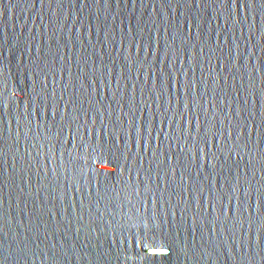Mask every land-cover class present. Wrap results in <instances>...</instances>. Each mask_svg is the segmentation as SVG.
Here are the masks:
<instances>
[{
    "label": "water",
    "instance_id": "95a60500",
    "mask_svg": "<svg viewBox=\"0 0 264 264\" xmlns=\"http://www.w3.org/2000/svg\"><path fill=\"white\" fill-rule=\"evenodd\" d=\"M146 251L264 264V0H0V264Z\"/></svg>",
    "mask_w": 264,
    "mask_h": 264
},
{
    "label": "snow or ice",
    "instance_id": "6c2138e0",
    "mask_svg": "<svg viewBox=\"0 0 264 264\" xmlns=\"http://www.w3.org/2000/svg\"><path fill=\"white\" fill-rule=\"evenodd\" d=\"M101 162H103V161H101ZM140 244L145 249H155L156 247H158L157 241L154 238H151L147 235H145L144 237L141 238ZM141 255L144 256L147 264H152L151 257L156 255V253L146 251V252L141 253Z\"/></svg>",
    "mask_w": 264,
    "mask_h": 264
}]
</instances>
